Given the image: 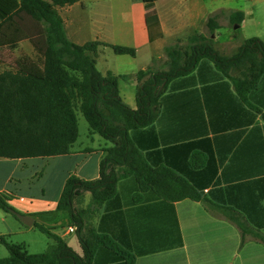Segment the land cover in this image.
<instances>
[{
	"label": "crops",
	"instance_id": "obj_1",
	"mask_svg": "<svg viewBox=\"0 0 264 264\" xmlns=\"http://www.w3.org/2000/svg\"><path fill=\"white\" fill-rule=\"evenodd\" d=\"M234 2L239 0H156L164 36L154 42H150L142 0H78L59 11L74 43L100 41L137 50L134 58L100 47L97 58L102 74L128 76L119 82L120 95L131 109H137L140 83L136 74L148 68L167 70L165 49L179 41L183 44L195 34H205L207 21L214 14L230 10L226 18L231 23L232 13L243 12L240 28H255L253 38L264 41V0L237 11L232 9ZM259 5L261 16L255 10ZM124 68L129 69L122 71ZM248 101L250 105L242 101L228 78L217 74L211 62L202 61L193 73L168 84L161 93L157 121L130 131V138L150 166L171 169L203 198L233 210L248 229L264 236V74ZM107 142L97 134L91 136V145L70 155L46 157L59 161L57 195L43 194L29 202L24 197L18 199L17 191L7 187L12 174L6 171V160L23 159L0 158V192L14 195L11 207L32 217L31 227L54 228V234L83 256L77 228L71 225L70 215L57 207L73 172L87 181L100 178L101 162L113 146ZM91 201L87 192L76 206L86 209ZM9 214L13 215L0 209V228L6 227L0 229V236L13 232L5 216ZM89 222L114 243L113 248L99 247L93 264H124V253L135 256V264H264V243L248 236L241 246L236 224L213 215L202 201L165 200L151 189L143 190L134 177L121 180L117 195L98 207ZM71 227L75 232L69 231ZM74 233L77 238L70 240Z\"/></svg>",
	"mask_w": 264,
	"mask_h": 264
},
{
	"label": "trees",
	"instance_id": "obj_2",
	"mask_svg": "<svg viewBox=\"0 0 264 264\" xmlns=\"http://www.w3.org/2000/svg\"><path fill=\"white\" fill-rule=\"evenodd\" d=\"M78 0H0V52L15 50L29 42L39 61L22 56L11 64L0 60V158L30 159L70 155L79 138L78 112L90 126V135H100L113 146L106 150L101 162L100 178L94 181L71 175L66 181L57 211L70 215L71 225L83 249L75 252L54 228L35 224L54 240L45 252L32 254L24 244H14L0 236V244L10 256L0 264H93L97 249L113 248L108 236L99 234L89 222L98 207L117 195L118 183L134 177L143 190L151 189L168 201L192 199L202 201L213 215H222L239 228L243 246L248 236L264 243V236L248 229L234 211L217 206L202 195L186 179L166 167L148 164L130 138V131L154 124L160 113L161 93L175 78L193 73L202 61L211 62L217 74L234 85L243 102L249 104L264 74V41L251 38L232 56L215 50L213 40L205 34L191 36L186 45L179 41L165 49L167 70H141L138 108L131 109L119 90L121 79L112 72L104 75L97 67L100 47H108L116 55L137 56L135 48L90 41L74 43L67 34L60 9ZM156 0H142L146 5V25L150 42L163 38ZM218 13L209 18L207 28L214 34L220 28ZM243 12H234L233 25H241ZM250 105V104H249ZM91 193L88 208H78L77 201ZM11 193L0 192V209L11 213ZM15 216V215H14ZM16 217V216H15ZM124 264H135V256L123 254Z\"/></svg>",
	"mask_w": 264,
	"mask_h": 264
},
{
	"label": "rangeland",
	"instance_id": "obj_3",
	"mask_svg": "<svg viewBox=\"0 0 264 264\" xmlns=\"http://www.w3.org/2000/svg\"><path fill=\"white\" fill-rule=\"evenodd\" d=\"M257 1L258 0H253L252 2H249V0H239V3L234 2L232 4V9H235V11L241 10V7L244 5H250ZM88 5H90V3H88ZM261 7L262 6L259 5L256 6L255 9L256 12L259 13V16L263 14L260 12V10H262ZM230 12V10L226 12L222 11L219 18L220 28L216 30L214 34H210L208 28L205 32V35L213 40L215 50L224 56H232L237 52L239 47L245 43V41L256 35V29L253 27L242 29L240 28V25H233L232 23H229L226 16ZM262 30H264V27ZM24 43H22L23 45H20L15 50L6 49L1 51L0 60H3L5 64H10L22 56H29L32 59L39 61L40 56L36 51H33L31 45L28 44L29 42ZM186 43L187 41L183 43V45H186ZM166 60H168V58ZM164 67H166V65H164ZM124 69L126 70L122 71H128L129 68ZM128 82L129 81H127L126 84H129ZM78 121L79 138L73 148L74 151L92 144L89 123L81 112H78ZM107 143L112 145L110 142ZM6 162L7 173L12 174L7 187L11 191H17L18 199L19 197H24L27 202H29L36 197H41L43 194L47 197H54L57 195L61 178L60 173L56 170L59 162L57 159L34 158L23 159L21 161L6 160ZM72 175L77 176L75 172H73ZM5 216L8 222H10V227L13 231L11 234L6 235L9 242L14 244H24L27 247V250L32 254L43 253L54 244V240L41 232L38 227H27L22 221H19L13 215L9 214ZM0 229L5 230L6 227L2 226ZM61 231L62 229H59V232ZM76 238L77 234L74 233L69 239L74 240ZM9 256L10 254L7 248L0 244V259H5Z\"/></svg>",
	"mask_w": 264,
	"mask_h": 264
},
{
	"label": "water",
	"instance_id": "obj_4",
	"mask_svg": "<svg viewBox=\"0 0 264 264\" xmlns=\"http://www.w3.org/2000/svg\"><path fill=\"white\" fill-rule=\"evenodd\" d=\"M11 213L15 215L19 220H21L27 226L31 227L34 223V219L28 215L17 213L14 209L11 210Z\"/></svg>",
	"mask_w": 264,
	"mask_h": 264
},
{
	"label": "built area",
	"instance_id": "obj_5",
	"mask_svg": "<svg viewBox=\"0 0 264 264\" xmlns=\"http://www.w3.org/2000/svg\"><path fill=\"white\" fill-rule=\"evenodd\" d=\"M75 230H76V229H75L74 227L69 228V231H70V232H75Z\"/></svg>",
	"mask_w": 264,
	"mask_h": 264
}]
</instances>
